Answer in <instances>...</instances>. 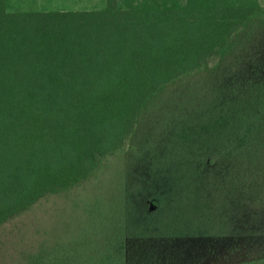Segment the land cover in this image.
<instances>
[{
	"label": "trees",
	"instance_id": "16d2710c",
	"mask_svg": "<svg viewBox=\"0 0 264 264\" xmlns=\"http://www.w3.org/2000/svg\"><path fill=\"white\" fill-rule=\"evenodd\" d=\"M261 19L262 0H103L81 10H14L0 0V225L123 154L160 90L215 66ZM220 122L211 121L213 142L237 160L231 172H260L264 99L226 139ZM117 226L92 235L88 225L35 264H126L123 244L110 239L120 238ZM225 264H264V255Z\"/></svg>",
	"mask_w": 264,
	"mask_h": 264
},
{
	"label": "rangeland",
	"instance_id": "374dc122",
	"mask_svg": "<svg viewBox=\"0 0 264 264\" xmlns=\"http://www.w3.org/2000/svg\"><path fill=\"white\" fill-rule=\"evenodd\" d=\"M9 4L14 10H81L101 7L103 0ZM230 44L215 66L160 90L125 152L101 158L95 176L46 193L2 223L0 264H35L58 256L88 225L99 235L117 224L123 232L110 239L123 244L126 264H225L263 256L264 157L260 172L245 175L250 172L241 165L231 172L237 160L214 144L220 130L211 121L229 120L217 126L226 139L261 105L264 19Z\"/></svg>",
	"mask_w": 264,
	"mask_h": 264
}]
</instances>
